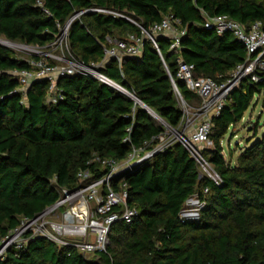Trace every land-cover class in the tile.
<instances>
[{
  "label": "trees",
  "instance_id": "trees-1",
  "mask_svg": "<svg viewBox=\"0 0 264 264\" xmlns=\"http://www.w3.org/2000/svg\"><path fill=\"white\" fill-rule=\"evenodd\" d=\"M37 1L44 11L36 6ZM103 9L126 17L86 12L70 25L74 58L85 66L104 61L105 39L140 35L166 17L185 29L181 52L171 54L169 40L158 37L159 53L147 40L141 53L121 63L109 59L99 72L139 102L89 76H63L62 97L46 102L47 83L20 89L13 71L28 68L9 48L0 46V239L21 220L33 219L60 199V191L78 187L77 174L100 179L104 169L94 157L123 161L132 149H152L163 132L145 107L176 130L182 111L170 76L183 101L200 99L176 78L178 57L194 66L195 78L221 84L245 62L244 46L231 34L206 29V19L225 15L249 30H264V0H0V38L30 47H44L75 14ZM29 59H36L31 56ZM264 94V79H244L234 89L209 134L212 148L202 152L220 177L215 185L203 177L179 144L154 154L132 171L117 176L126 185L127 204L137 212L130 224L114 223L104 252L84 258L72 248H57L42 237L7 250L0 264H264V132L252 128L253 142L235 163L225 161L220 144L239 123L255 95ZM143 106V107H142ZM264 128V124H263ZM204 189L207 193L204 194ZM202 204L197 219L180 214L191 198ZM29 234L24 235L28 238Z\"/></svg>",
  "mask_w": 264,
  "mask_h": 264
},
{
  "label": "built area",
  "instance_id": "built-area-1",
  "mask_svg": "<svg viewBox=\"0 0 264 264\" xmlns=\"http://www.w3.org/2000/svg\"><path fill=\"white\" fill-rule=\"evenodd\" d=\"M36 6L47 16H50L43 9L40 1H37ZM90 11L128 20L119 13L93 9L75 14L63 25L57 23V33L52 41L44 47H34L36 49L31 56L36 59L24 60L28 63V68L11 72L22 91H25L33 82L44 80L47 83L46 102L56 104L58 100L62 99L57 89V82L63 76L85 75L111 86L115 83L101 74L99 68L109 59H115L120 64L125 57L139 56L144 40L149 41L159 53L156 39L158 37L167 38L170 42L168 51L173 55H180V41L185 35V29H178V20L166 17L159 23L152 24L148 30L139 27L141 31L139 36L128 35L123 40L107 37L105 41L109 48L104 50V61L100 64L85 66L72 55L68 33L72 21ZM204 27L215 31L217 35L231 34L244 46L247 54L245 62L238 65L225 82L218 84L209 78H195L194 66L184 63L178 57L176 78L184 83L187 90L200 99V104L196 107L188 106L183 101L174 79L170 76L173 94L182 111L178 128L176 130L170 128L159 117L142 106L163 127V132L152 139V149L150 151L132 149L127 158L120 162L94 157L92 162L98 164L105 171L103 177L92 179L89 172H79L77 174L78 187L66 191L68 192L66 195L60 197L53 206L33 219L21 220L16 229L0 239V258L9 248L20 249L28 239L35 237H42L59 249L72 248L84 258L104 252L109 242L108 233L111 226L118 221L130 224L137 216L136 210L127 204L126 185L117 182L114 186L112 185L113 180L122 173L132 171L154 154L173 144H179L186 150L203 177L217 186L222 183L202 152L208 150V145H212L209 140V134L213 127L212 120L219 116L235 87L244 79H249L253 83L264 79V30L260 23H254L249 30H245L243 26L225 15L206 19ZM21 46L26 47V45ZM128 97L139 104L129 92ZM189 109L193 112L190 113ZM195 117H198L200 122L193 125L191 118ZM188 125H191V128L185 133V128ZM206 193L207 189H204V194ZM67 203L69 204L65 209L63 206ZM53 212H58V221L41 222L34 227L35 229H31L37 220ZM26 234H29L28 238H24Z\"/></svg>",
  "mask_w": 264,
  "mask_h": 264
},
{
  "label": "rangeland",
  "instance_id": "rangeland-1",
  "mask_svg": "<svg viewBox=\"0 0 264 264\" xmlns=\"http://www.w3.org/2000/svg\"><path fill=\"white\" fill-rule=\"evenodd\" d=\"M0 40L6 41L3 38H0ZM8 42V41H7ZM11 43V42H10ZM17 44V43H13ZM19 45V44H18ZM21 45V44H20ZM27 50H24V47L21 48H15L11 47L10 49L16 54L17 58L23 59V60H29V57L34 54V51L36 48L34 47H28L26 46ZM238 85V84H237ZM239 86V85H238ZM237 86V87H238ZM235 87V89L237 88ZM190 113L193 111L191 109L188 110ZM192 124L195 125L199 123V118H191ZM256 123H259L260 127L258 128V135L262 134L264 132L263 124H264V94L255 95L253 100L251 101V104L247 111L244 113L242 120L234 125L227 134L221 139V146L223 149V156L225 161L228 163H235L236 157L238 156L239 152L245 148L247 145L251 142H253L252 139V128ZM191 128V125H188L185 128V133L188 132ZM208 149L212 148V145L207 146ZM68 192L66 191H60L61 198L66 195ZM197 199L194 197L192 202H187L185 204V209L182 211V213H186L188 215H182L180 214L181 218L183 219H194L195 216L198 214V211L201 209L202 204H199V202L196 201ZM69 203L65 204L63 206L66 209V206ZM196 219V218H195ZM51 221H58V212H53L49 215H44L41 219L37 220L35 222V225L31 227V229H35V226H38L41 222H51ZM92 258V256L87 257Z\"/></svg>",
  "mask_w": 264,
  "mask_h": 264
},
{
  "label": "water",
  "instance_id": "water-1",
  "mask_svg": "<svg viewBox=\"0 0 264 264\" xmlns=\"http://www.w3.org/2000/svg\"><path fill=\"white\" fill-rule=\"evenodd\" d=\"M0 46H2V47H4V48H9V47H6V46H4V45H2V44H0ZM115 86H116V87H115ZM110 87L113 88V89H115V90H117L118 92H120V93H122V94L128 96V92H127L126 90H124L123 88H121L120 86H118V85H116V84H113V85H111ZM188 201H189V200H188ZM197 217H198V214L195 216V218L197 219ZM195 218H194V219H195Z\"/></svg>",
  "mask_w": 264,
  "mask_h": 264
},
{
  "label": "bare ground",
  "instance_id": "bare-ground-1",
  "mask_svg": "<svg viewBox=\"0 0 264 264\" xmlns=\"http://www.w3.org/2000/svg\"><path fill=\"white\" fill-rule=\"evenodd\" d=\"M0 44L6 46V47H15V48H21V47H24V46H21V45H18V44H13V43H10V42H7V41H3V40H0ZM25 49L24 50H27L26 47H24ZM116 87V86H115Z\"/></svg>",
  "mask_w": 264,
  "mask_h": 264
},
{
  "label": "crops",
  "instance_id": "crops-1",
  "mask_svg": "<svg viewBox=\"0 0 264 264\" xmlns=\"http://www.w3.org/2000/svg\"><path fill=\"white\" fill-rule=\"evenodd\" d=\"M192 201H193V198L189 199V201H187V202H192ZM196 201H197V200H196ZM192 203H195V202H192ZM181 214H182V215H188L187 212H186V213H182V212H181Z\"/></svg>",
  "mask_w": 264,
  "mask_h": 264
}]
</instances>
